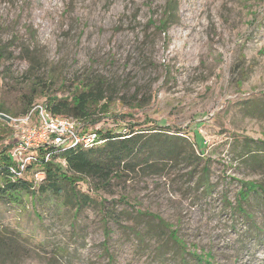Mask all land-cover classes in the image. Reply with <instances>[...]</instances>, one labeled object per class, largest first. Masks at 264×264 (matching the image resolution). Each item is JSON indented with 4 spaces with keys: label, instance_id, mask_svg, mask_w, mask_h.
I'll return each mask as SVG.
<instances>
[{
    "label": "rangeland",
    "instance_id": "1",
    "mask_svg": "<svg viewBox=\"0 0 264 264\" xmlns=\"http://www.w3.org/2000/svg\"><path fill=\"white\" fill-rule=\"evenodd\" d=\"M169 1L0 0V115L23 118L31 99L68 98L100 79L107 112L96 110L95 126L77 121L80 131L160 126L186 138L178 142L190 157L156 172L145 148L78 212L49 195L0 197V238L11 248L0 264H110L104 246L113 264H199L150 215L212 264H264V195L243 202L252 219L238 212L240 181L264 187V0H176L163 31ZM18 141L0 118V152ZM204 165L211 192L198 182Z\"/></svg>",
    "mask_w": 264,
    "mask_h": 264
},
{
    "label": "trees",
    "instance_id": "2",
    "mask_svg": "<svg viewBox=\"0 0 264 264\" xmlns=\"http://www.w3.org/2000/svg\"><path fill=\"white\" fill-rule=\"evenodd\" d=\"M176 0H170L164 11V16L159 23V28L163 31L168 29V26L177 12L175 6ZM4 58V50L0 49V60ZM34 99H31L24 109L22 115H27L35 105ZM104 104H107V97L102 89V81L100 79L87 81L82 80L76 88V93L68 98H59L56 96H46L45 102L41 103L51 114L65 118L74 119L80 123L95 126L99 121L95 119L96 110L107 112L104 109ZM40 105V104H36ZM85 126V132L89 130ZM158 129H152L151 134L136 133L130 125L120 127L114 131L102 133V131L93 130L100 144H95L91 147L82 145H65V146H47V149H41L40 157L45 153L51 155L50 161L40 159L38 164L28 166L26 173L23 176H18L12 173L11 168L16 164L11 157V151L5 149L0 152V179L4 183L0 185V197L11 200L21 192L29 194L49 195L55 198L64 200L66 206L74 207L78 212L83 207V204H88L93 201L90 191L98 192L110 187L113 180L118 179L122 172L134 169L135 165L129 163L138 157V153H142L143 149L151 148L146 160L150 169H155L156 172L162 170L161 164L165 161L177 162L178 160L187 161L181 154V143L179 140L186 139L185 137L169 135L159 132ZM126 129H130L129 134H124ZM158 131V132H157ZM147 135V136H146ZM242 160L251 158L252 151L245 150ZM253 155V154H252ZM194 158V157H193ZM200 157L194 159L199 161ZM64 164V165H63ZM199 175V184L206 190L211 192L212 184L209 178V169L204 165ZM42 173L44 179L36 183L32 177H28L29 173ZM242 188L238 193V206L243 217L252 219V213L243 211V202L247 201L251 193L264 195V187L254 182L240 181ZM87 188L88 191H83ZM88 192V193H87ZM128 204L126 200H122ZM103 207V205H102ZM156 219L161 226L170 231V237L177 245L182 256L189 254L199 264H212V257L206 254H197L195 251H188L185 243L177 237V231L173 230L171 225L156 215H150ZM104 233L108 239L111 231L107 226L106 216H104ZM104 244H107L106 242ZM196 248V247H194ZM105 252L109 255L110 264H113V258L109 254V248L104 246ZM11 248L8 243L0 238V258L8 256ZM185 261V257H183Z\"/></svg>",
    "mask_w": 264,
    "mask_h": 264
},
{
    "label": "built area",
    "instance_id": "3",
    "mask_svg": "<svg viewBox=\"0 0 264 264\" xmlns=\"http://www.w3.org/2000/svg\"><path fill=\"white\" fill-rule=\"evenodd\" d=\"M0 118L7 121L9 125L18 129L19 141L11 150V157L15 166L11 168L12 173L23 176L28 166L38 164L40 159L50 161L51 155L45 153L40 157L41 149L47 146L82 145L91 147L100 144L94 132H82L78 129L76 120L55 116L45 109L43 105L34 106L33 109L23 118H15L1 114ZM33 119L35 121L33 122ZM16 122L19 124L16 125ZM36 183L44 179L42 173L33 174Z\"/></svg>",
    "mask_w": 264,
    "mask_h": 264
}]
</instances>
